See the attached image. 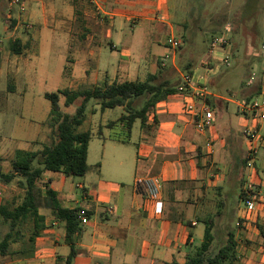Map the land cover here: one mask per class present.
<instances>
[{
    "label": "crops",
    "instance_id": "crops-1",
    "mask_svg": "<svg viewBox=\"0 0 264 264\" xmlns=\"http://www.w3.org/2000/svg\"><path fill=\"white\" fill-rule=\"evenodd\" d=\"M24 1V10L12 9L20 14L27 31L53 29L55 34H65V51L74 50L80 58L88 55V69L84 60H74L70 68L74 86L84 82V74L88 81L93 76L92 81L99 83L96 70L104 66L107 48L119 52L121 61L112 74L106 72L104 82L145 81L165 65L173 66L180 80L186 75L176 65V50L168 45L170 38L182 43L184 37L182 26L172 21L174 0H103L98 10L90 6L80 10L81 18L88 19L83 32L76 26L74 0ZM154 44L167 49L165 57L153 52ZM221 58L218 54L206 59L214 64ZM24 61L18 58L10 63L13 74H21ZM201 71L199 65L193 73ZM251 77L253 80L247 82L239 99L210 91L208 101L222 103L217 109L207 103L214 123L205 133L196 131L179 95L158 104L154 115L157 123L152 116L148 128L142 129L137 155L129 164L128 173L124 174L121 168L116 175L105 173L99 162V168H89L78 183L61 174L56 182L44 176L66 208H82L90 214L88 222L80 224L75 244L78 254L70 264H184L202 244L204 221L210 216L215 218L214 243H226L232 231L238 264H264V235L260 230H264V142L254 144V164L244 167L243 161L253 144L244 134L252 121L241 114L238 106L239 100L249 101L264 90V71L259 75L253 72ZM231 104L237 107L235 114L229 111ZM115 128L127 133L119 125L112 130ZM258 130L264 138V122ZM110 139L122 140L116 136ZM103 140L106 152L107 141L104 137ZM34 141L30 143L32 147ZM140 178H158L162 182L158 198H150L146 187L137 184ZM250 187L255 192L257 210L246 216L242 205L230 206L228 200L236 196L241 202L240 194L247 195ZM220 210L222 214L217 217ZM65 234L63 224L48 217L46 230L36 240L34 257L4 264H69L71 248L65 243Z\"/></svg>",
    "mask_w": 264,
    "mask_h": 264
},
{
    "label": "rangeland",
    "instance_id": "rangeland-1",
    "mask_svg": "<svg viewBox=\"0 0 264 264\" xmlns=\"http://www.w3.org/2000/svg\"><path fill=\"white\" fill-rule=\"evenodd\" d=\"M20 1L25 5L24 0ZM10 2L11 0H0V157L5 159L3 167L6 172L10 169V160L16 151H37L42 149L43 143H48L49 129L45 123L49 119L51 106L45 94L57 93L63 89H90L101 85L104 83L106 72L112 74L114 67L121 61L119 52L107 48L103 56L104 66L96 70L99 83L92 81L93 76L88 81V77L84 74V82L74 86L69 73L70 68L75 64L74 60L78 63L84 60L88 69V55L80 58L74 50L65 51L63 49L65 34L58 35L59 32L55 34L53 29L39 31L35 28L27 31L25 25L20 22V14L10 8ZM13 8L19 10L18 5ZM78 8L88 9V5L81 0L78 2ZM220 17L228 18L225 20V26H230L231 32L226 33L225 26L219 29L217 23ZM25 19L23 17V20ZM235 20L242 22L241 32L236 36L233 35ZM172 21L181 25L184 30L185 44L182 40L180 47L183 48L185 56L194 59L197 66L200 65L201 72L206 78L208 72L201 63L208 57V49L213 39L227 34L226 48L221 49L220 54L228 57L229 65L221 60H216L217 63L213 65L216 70L224 67L222 75L225 74L224 80L227 79L228 88L233 92L234 99L242 96L240 84L249 73L254 72L259 75L264 71V59L260 53V44L264 42V0H174ZM84 25L88 26V19L84 20L80 16L76 26L83 32ZM127 30L132 32L131 27H127ZM134 32L138 36L137 28ZM85 35L87 36L88 33ZM15 40L29 43L22 56H15L11 50V42ZM152 48L153 52L161 57H165L168 53L166 48L156 44L152 45ZM179 50L178 47L176 65L183 61L178 55ZM17 57L25 60L21 74L18 76L12 73L13 67L10 65L18 59ZM80 70L82 71V68ZM223 89L226 94L227 88L223 87ZM60 106L65 113L74 115L75 106L66 108L64 100L60 101ZM95 108H97L96 102L91 101L87 106L86 121L78 129L80 132L92 133L88 152L89 168L91 170L95 167L99 168L97 163L102 162L105 173L111 172L116 175L120 168L124 174L128 173L129 164L136 158L142 137L140 122L135 123L130 135L122 133L120 128L114 130L104 128L103 136H99V125L118 119L123 114V110L116 108L107 110L104 114H93L92 110ZM229 111L235 114L237 107L231 104ZM234 123L237 124L236 121ZM110 136L122 138L121 141L125 142L111 140ZM103 137L107 141L106 152L103 147ZM32 141H34L33 147L30 145ZM118 163H121L122 167H116ZM59 176L61 175L50 172L45 174V178H51L54 182ZM72 180L74 183L80 181L79 178ZM23 197L24 191L17 185V180L10 186L0 184V205L5 202L12 206L20 204ZM228 201L230 206L240 204L244 207V202H240L236 196L230 197ZM42 213L48 214L44 210ZM6 232L7 227H3L1 235Z\"/></svg>",
    "mask_w": 264,
    "mask_h": 264
},
{
    "label": "trees",
    "instance_id": "trees-1",
    "mask_svg": "<svg viewBox=\"0 0 264 264\" xmlns=\"http://www.w3.org/2000/svg\"><path fill=\"white\" fill-rule=\"evenodd\" d=\"M79 1L81 0H74L75 13L78 18L81 16L78 8ZM226 19L228 18H219L217 23L219 29L224 28ZM233 24V35L236 36L241 32L242 22L235 20ZM183 42L185 44V37H183ZM27 47L29 43L22 45L20 40L11 42V50L15 55H21ZM179 49L183 61L179 62L178 67L181 72L192 76L197 63L191 57L185 56L183 48L179 46ZM201 64L206 65L207 86L210 91L215 90L216 93L232 97L233 92L228 88V81L224 80L225 74L222 75L224 67L216 70L207 59ZM251 76L252 73H249L246 79L241 81V89L246 86ZM181 82L175 68L165 65L161 66L156 74H149L145 81L104 82L90 89H63L57 93L45 94L51 106L49 119L45 123L49 129L48 143H44L42 149L37 151H16L10 160V169L7 172L3 167L5 160L0 157V184L10 186L17 180V185L24 191L20 204L12 206L5 202L0 205V264L8 260L33 258L36 251V240L46 230L48 217L64 226L65 243L71 248L68 263L70 264L77 256L78 251L75 244L80 234L82 223L80 218L84 216L88 219L90 214L82 208H66L60 201L58 193L51 188V182L45 181L44 176L48 172L71 178H84L87 175L89 171L88 149L92 133L90 131L80 132L78 129L86 121L88 104L91 101L96 102L97 108L92 110L93 114L104 113L116 108L123 110V114L117 120L109 121L105 126L99 127V136H102L104 128L113 129L118 125L127 132V135H130L137 121L140 122L142 129L148 128V122L152 116L153 122L157 123L154 116L157 105L179 95L178 87ZM223 87L227 88L226 94H224ZM61 100H64L66 108L75 106L74 115L62 110ZM207 103L217 109L222 102L217 101L214 104L212 100ZM249 160L248 153L243 161L244 167L248 166ZM253 196H255L254 193ZM246 198V193L242 192L241 201L244 202ZM43 210L47 211L48 215L42 213ZM221 214L220 210L217 217ZM204 224V240L200 247L187 257L184 264H238L235 233L229 232L226 243L220 246L214 243L215 218L210 216ZM3 227H7V232L1 235ZM260 230L264 235V230L262 228ZM165 264L179 263L174 261Z\"/></svg>",
    "mask_w": 264,
    "mask_h": 264
},
{
    "label": "built area",
    "instance_id": "built-area-1",
    "mask_svg": "<svg viewBox=\"0 0 264 264\" xmlns=\"http://www.w3.org/2000/svg\"><path fill=\"white\" fill-rule=\"evenodd\" d=\"M88 6L95 9H99L103 0H82ZM18 5L21 10H24V4L20 0H11L10 8ZM230 26H225V32H231ZM168 45L172 50H177L181 43L175 39L170 38L168 40ZM227 45V34L225 36L216 37L213 39L210 48L208 49V57L215 58L221 53V49H225ZM260 53L264 59V42L260 46ZM221 61L229 65V59L225 55L222 56ZM205 67V66H204ZM253 80V78H252ZM181 85L178 87L179 96L183 100V109L187 116L192 120L194 127L197 132L205 133L208 129L213 126L214 117L212 110L210 109L207 101L209 97L212 96L210 89L207 86L206 77L202 73H193L192 76L184 75L181 80ZM238 106L241 114L244 117H249L252 121V125L247 127L245 130V136L251 141L252 147L249 151V163L248 166L252 167L254 160L256 158L257 149L254 144H262L264 138L261 136L258 126L264 122V90L259 96L251 100H239ZM207 147L212 152L211 144L208 143ZM138 185H143L146 187L150 198H158L160 192L162 191V182L158 178L149 179H138ZM252 187L249 188L247 193V198L244 201V209L246 216H250L257 210V203L255 196H253ZM81 222L86 224L88 219L84 216L81 218Z\"/></svg>",
    "mask_w": 264,
    "mask_h": 264
}]
</instances>
